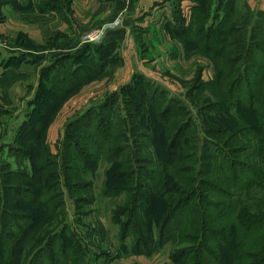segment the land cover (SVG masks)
<instances>
[{
  "label": "trees",
  "instance_id": "16d2710c",
  "mask_svg": "<svg viewBox=\"0 0 264 264\" xmlns=\"http://www.w3.org/2000/svg\"><path fill=\"white\" fill-rule=\"evenodd\" d=\"M56 1L49 6L58 9ZM180 1L174 0L176 21L166 29L185 48L214 61V79L206 82L200 72L185 93L195 105V98L202 96L199 109L212 117L196 125L179 98L183 118L178 119L173 114L176 98L141 84L140 104H127L129 86L114 94L139 121L144 116L145 124L112 116L114 102H101L97 111L89 108L68 126L57 155L37 135L19 137L30 144L20 155L30 158L31 170L22 165L3 172L0 181V264H81L85 250L64 224L66 200L59 175L65 171L61 179L78 204L76 214L86 215V207L96 200L94 181L87 179L96 170L95 156L112 163L102 193L124 197L112 218L120 223V234L132 241L130 251L149 255L173 243L170 256L177 264H264V11L247 9L248 15L236 24L238 0H193L186 23ZM117 46L115 41L91 43L81 54L46 66V78L62 61L71 59L74 68L52 88H39L28 102L50 114L37 121L31 113L25 132H39L43 120L56 114L95 70L100 68L98 76L110 74L121 62ZM107 62H116L109 73ZM0 65L5 67L0 81L22 75L11 68L10 58ZM231 109L235 114L227 113L233 115L228 122L213 117ZM151 148L155 151L146 150ZM55 210L59 218L49 223L52 216H47Z\"/></svg>",
  "mask_w": 264,
  "mask_h": 264
},
{
  "label": "rangeland",
  "instance_id": "374dc122",
  "mask_svg": "<svg viewBox=\"0 0 264 264\" xmlns=\"http://www.w3.org/2000/svg\"><path fill=\"white\" fill-rule=\"evenodd\" d=\"M243 2H246L248 6ZM238 3H240L241 11L235 12L234 17L238 20V23L235 22L236 24H239V20H244L248 15L247 9L251 8L252 11H264V0H238ZM6 5L11 6L12 10H25L27 7H39V0H0V19L5 17L2 9ZM194 5L195 3H193L192 6L194 7ZM182 10L187 12L188 17L190 16V13L192 14V10L189 7L184 6ZM173 21H176V19L174 18V15H171L165 17L161 22L160 29H162L161 31L165 35L169 34L166 29V24ZM153 25L154 24H151V27L156 28V25ZM163 28L165 29L164 31ZM152 33L153 35H156L155 38H158L160 34L157 31H152ZM169 35L171 36L169 40L159 39L161 40V42L158 40L160 43L153 38L156 46H152L153 48L151 49H148L146 43H144V45L140 44L139 46H136L134 52H137L138 55L136 54V56H132L128 54L126 56L127 63L125 62L123 54L124 47L117 46V52L121 58V62H107L108 65L105 72L108 71L107 73H109L111 64L116 63V68L114 69L113 67L112 69L114 70L107 75H103L105 73L103 72L101 74L103 76H98L100 68L95 70L89 75L91 80L85 82L81 88L70 95L62 103L56 114L48 119L49 121L43 120L42 124L44 125L40 126L42 129L33 134L25 132L27 127L24 126L25 123V125L30 123V114L32 113L35 115L37 121H39V118L44 119L46 116H49L50 113L44 111L42 108L41 111L34 110L37 106L35 107V104L30 106L28 102L35 98V94L39 88H52L62 77L69 74L74 68L72 60L69 59L66 60L65 63L62 61L61 63L55 64V71L52 75L50 74L49 77L46 78V71L44 68L50 65L56 57H65L63 53L59 56L55 55L51 57L49 63L44 62L45 59H41V55H34L36 61L30 62L25 56L27 53L22 50L31 48L19 46L20 48L18 49H22L18 52L19 57L15 56L16 54L14 51H11L13 48H17V46L11 45L15 42L23 44H30V42H27L26 40L23 41L22 36L17 39L15 38V40L13 37H10L9 40L5 41L0 39V60L5 61L10 58L11 68L22 74L13 75L10 78L0 81V181L3 172L17 171L22 165L31 170L32 162L30 158L20 155L21 152L30 150V144L26 141L20 142L19 137L35 138L33 135H37L40 138L45 139L50 153L57 155L62 150L63 144L61 143V140L66 136L68 126H73V121L89 108H94L97 111L101 102H114L110 110L112 116L122 115L127 117L131 124L134 122L135 124H139V126L145 124L144 116L143 120L141 119V121H139L136 114L129 113L128 109H126V105L121 107L120 103L116 101V95L114 93L120 91L124 86H129L128 89L130 91V99L127 104L132 100H135L138 104L141 103L143 96L142 84L149 86L152 90H161L168 96V98H176L173 105V114H175L178 119L183 118L182 106L179 98L183 99L192 111L194 116L193 123L195 122L196 125L198 123L201 124V122H203L208 116L212 117V115H210L211 113L208 114L199 109L204 99L202 96L195 98V102H197L195 105L192 100L190 101L188 99L185 93L188 90V84L192 82L200 72L204 81L207 82L214 79L216 76L214 61L211 57H208L209 55L203 52H194L192 48H185L180 40L173 38L171 34ZM101 39L102 37L95 42H100ZM166 41L171 42V45L158 47V44L165 45ZM95 42L86 43L91 44ZM8 43L10 44L7 45ZM28 54L31 55V53ZM102 55L105 59L107 54L103 53ZM22 56H25V59H21L23 58ZM142 56H145L144 61H142L143 59L141 60ZM39 60H42L43 62H40ZM142 64L145 67H142ZM4 70L5 67L0 65V76L3 74ZM227 113L235 114L234 110L231 109L230 111L225 112L226 115L223 114V112H214L213 117H217L216 119L218 121L221 120L228 122L233 118V115ZM89 131L90 133L92 132L91 130ZM122 135L126 134L122 132ZM189 138L190 137H188V139ZM84 139H88V136L79 138L80 142L84 141ZM192 140H195V142L198 141L196 137H192ZM150 142L153 143L154 141L150 140ZM146 150L155 151V149L152 148ZM89 152L91 151H88V154ZM102 158V161H98L96 156L93 158V163L95 164V162H97L96 170L91 173L89 172L87 176V179L94 181L96 200L86 207L88 213L84 216L76 214L78 204L70 197L64 181L61 179V177H63L65 180V171L63 173L61 169V174L59 175L61 185L65 191L66 200V221L64 224H68L72 232L82 240L85 250L84 255L80 257V263L177 264V262L170 256L171 251L174 248L173 243H167L162 248L153 250L149 255L142 253L135 254L130 251L132 241L129 237L126 238L120 234L121 225L120 223L115 222L112 218V210L118 204L123 203L124 197H106L102 193L103 184L107 178V171L112 165L109 160H106V157L103 156ZM1 185L2 184L0 183V187ZM15 199V197L12 198L14 203ZM56 215L57 218H59L57 210L48 214L47 217L52 216L49 223H52L57 219ZM124 246L128 249L126 250Z\"/></svg>",
  "mask_w": 264,
  "mask_h": 264
},
{
  "label": "crops",
  "instance_id": "0c3cea01",
  "mask_svg": "<svg viewBox=\"0 0 264 264\" xmlns=\"http://www.w3.org/2000/svg\"><path fill=\"white\" fill-rule=\"evenodd\" d=\"M49 1L52 0H39L40 7H27L25 10H12L8 5L2 9L5 17L0 19V39L5 41L13 37L15 40L23 35V41L30 44L15 42L11 45L17 48L11 51L17 54L22 46L31 48L22 50L30 62L36 61L34 55H41V59L49 63L51 57L61 53L81 54L89 45L84 36L98 29H105L100 42L115 41L124 47L126 63L128 54L136 56V46L146 43L151 49L156 46L153 38L160 43L159 39L169 40L171 37L161 31L160 25L165 17L174 15V0H57L58 9L49 6ZM193 3V0L180 1V12L186 23L190 21L191 13L188 17L182 9L185 6L192 10ZM152 31L160 33L158 38ZM170 45L171 42L166 41L165 45L158 44V47ZM144 58L142 56L141 60ZM142 67L145 66L142 64Z\"/></svg>",
  "mask_w": 264,
  "mask_h": 264
},
{
  "label": "built area",
  "instance_id": "2783aa9c",
  "mask_svg": "<svg viewBox=\"0 0 264 264\" xmlns=\"http://www.w3.org/2000/svg\"><path fill=\"white\" fill-rule=\"evenodd\" d=\"M105 29L94 30L84 36L85 42H95L98 41L104 35Z\"/></svg>",
  "mask_w": 264,
  "mask_h": 264
}]
</instances>
